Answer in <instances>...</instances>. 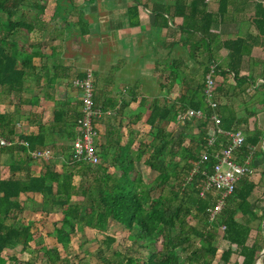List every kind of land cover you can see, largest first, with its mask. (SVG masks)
Returning <instances> with one entry per match:
<instances>
[{
	"label": "trees",
	"instance_id": "16d2710c",
	"mask_svg": "<svg viewBox=\"0 0 264 264\" xmlns=\"http://www.w3.org/2000/svg\"><path fill=\"white\" fill-rule=\"evenodd\" d=\"M230 1L219 0L217 11L212 14L201 12L204 11V0H193L189 8L190 17L185 14V4L179 5L178 13L183 19V27L200 34L210 55L208 48L213 41L210 28L227 13ZM44 9L45 6L36 0H0V95L14 97L17 101L13 115L0 114V135L5 138L17 135L28 144L29 150L47 148L49 143L53 144V141L46 140L48 134H57L60 140L70 144L74 139L75 120L79 116V107L59 101L55 103L50 124H39L37 134H28L26 129L16 130V123L23 118L18 107L25 103V99H22L25 84L42 77L37 74L33 63V58L42 55L39 52L41 44H26L25 39L34 29L32 22L38 20ZM198 14L202 15L199 19ZM27 19L32 21L27 22ZM249 22L255 28L256 36L250 40L239 36L224 40L223 46L230 52L229 62L226 70L216 66L214 73L217 102L215 112L220 118V128L225 132L239 130L251 116L247 110L249 107L245 110L246 115L238 118L230 107L220 105L219 102L224 93L238 97L251 86L252 75L240 74L241 62L253 47L264 52L262 3L255 4L254 14ZM76 29L82 36L87 35L81 14L78 16ZM196 51L198 49H195V53ZM51 56L56 57L54 50ZM208 66L204 67L203 78ZM39 70L44 71L47 83H54L59 77V71L62 72V78L68 72V68L58 64L44 66ZM171 75L175 83L184 84V75L179 67L171 68ZM230 76L232 85L228 82ZM262 77L264 80V75ZM260 99V105L264 109V94ZM37 101L36 98L34 102H29L33 105ZM162 101H153L143 119L150 128L148 135L151 141L148 147L140 145L135 151L132 150L134 132L129 131L130 137L121 144L118 128L108 126L105 140L98 147L100 163L96 166L73 163L68 145V151L63 156L40 162L42 172L33 175L29 169L34 160L29 157L26 148H0V153L7 154L11 159L15 153H22L27 158L12 161L9 165V177L0 178V264H6L1 255L7 250L12 252L9 258L12 264H21L22 261L16 258L13 251L17 247L21 248L20 252L30 251L32 242L41 245L31 252L32 257L40 258L46 264H69L63 253L67 255L74 250L72 238L85 228L106 233L109 221L119 224L128 232L127 241L143 251V256L119 250H113L110 255L105 256L99 248L97 259L100 264H213L218 251L217 232L222 226L225 229L221 232V240L227 246L220 254V262L256 264L264 249V236L260 232L264 210L258 214L256 206L249 200L256 188L250 180L251 174L238 180L221 213L212 222H209L207 216L211 193L205 195V198L199 196L206 176L212 172L216 162L211 153L208 161L186 183L189 171L197 162L199 153L212 132V111L204 101L203 83L191 90H184L173 101L166 98ZM94 102L98 105V98L94 97ZM128 105L129 102L121 101L119 107L114 109L115 104L108 100L107 104H102V108L114 110L115 115L127 118L128 123L141 121L143 116L140 113H126ZM144 106L145 100L141 99L138 107L141 109ZM187 109L202 111L204 118L190 119L183 125L177 124L178 114ZM243 135L244 144L236 152L237 163L244 162L249 153L247 147L250 146L255 148L252 159H264L261 148L264 131L254 126L252 130L246 129ZM225 143V137L220 136L214 150H221ZM146 154L148 155L143 164L157 173L149 184L143 181L142 174L135 167L136 162H140ZM58 158L61 160L58 161ZM57 162L61 163L60 171L57 170ZM75 178H79L78 185L74 184ZM157 190H160L159 195L152 197ZM164 190L168 193L163 194ZM27 194L41 196L45 214L55 211L60 213L61 220L47 234L56 240L59 247L43 246L42 238L36 237V230L33 231V223L25 222L19 216L23 212L19 199ZM238 216L241 221L237 220ZM189 217L197 220L199 226L189 224ZM254 222H258L259 236L251 241V224ZM101 243L106 250H111L115 240L105 236ZM83 253L84 257L92 256L88 252ZM232 257L240 259V262H232ZM261 262L264 264V257ZM28 263L31 262H26ZM77 264L88 263L79 260Z\"/></svg>",
	"mask_w": 264,
	"mask_h": 264
},
{
	"label": "crops",
	"instance_id": "0c3cea01",
	"mask_svg": "<svg viewBox=\"0 0 264 264\" xmlns=\"http://www.w3.org/2000/svg\"><path fill=\"white\" fill-rule=\"evenodd\" d=\"M36 1L43 4L45 9L38 20L32 22L34 29L25 40L26 44H41L39 52L42 55L33 58V63L37 68V74L42 77L39 80L34 78L32 81L26 82L22 97L25 99V103L18 107V112L23 118L16 123L17 131L26 129L28 134H37L39 124H50L56 102H68L70 106L77 104L79 107L74 90L70 85L69 87L67 85L70 84L69 78L74 77L75 73L84 74L86 71H92L96 76L94 97L97 98L96 94L101 96H98L100 100L98 98L96 103L102 106L111 100L115 104L114 109H116L121 101L129 102L126 113H140L143 116L141 120L143 122L153 101L160 103L165 98L173 101L179 93L186 89L191 90L199 84L196 77L202 76L206 65L215 64L226 70L230 52L224 48L223 41L238 36L249 40L255 37L256 30L249 21L254 14L255 4L264 2V0H231L227 13L210 28L213 40L211 47L208 48L211 51L210 55L207 53L206 43L201 40L200 34L186 30L183 27V19L178 13L179 5L184 3L185 14L190 17L189 8L193 0ZM218 2L219 0H204L205 7L201 12L216 13ZM79 14L86 24L87 35L85 36H82L76 29ZM201 16L198 14L197 19ZM30 21L32 20L27 19V22ZM195 49H198L196 53ZM52 50L55 51L56 57L51 56ZM89 58L90 60L92 58L90 65L82 68L83 65L80 61H90ZM53 64L68 68V72L64 74L65 78H62V72L59 71V77L55 79L54 83H47L44 71L39 69L44 66L50 67ZM103 64L107 71L111 72V77H107L108 85L110 84L111 88L100 89L99 86L97 88V75L102 72ZM175 67H179L184 75V84L182 85L172 80L171 68ZM161 70H164V74L166 73L167 76L160 82L157 76L160 75ZM240 74L241 76L252 75L251 86L238 97H231L224 93L219 104L230 107L238 118H243L246 115V108L249 107L247 110L251 116L248 118L247 124H243L241 127L244 126L248 130H252L254 126H257L264 131V109L260 105V97L264 94V80L262 79L264 52L253 47L242 59ZM228 82L232 85L231 76L228 78ZM128 97L129 100L126 99ZM133 97L134 99H132ZM36 98L38 99L37 103L31 105V102H34ZM141 99L145 100V106L139 109ZM16 102L14 97L0 95V114L13 115ZM112 111V118L121 117L115 115L114 110ZM137 122L129 123L130 127L134 128V124ZM143 125L150 129L144 122ZM99 128L103 134L102 139L105 140L104 125L101 123ZM121 132H124L125 135L121 139L126 142L129 138L127 128L122 127ZM51 136L53 135H46L48 142L54 141V139H49L52 138ZM20 154L15 153L11 159L7 154L0 153L1 179L9 177V166H4L3 162L9 161V159L10 163L18 162ZM54 158L57 156L52 154V159ZM252 161L253 165H258L259 162H264V159L256 157ZM38 162L40 163V161ZM39 163L30 166L31 174L39 175L42 172V165ZM21 198L29 200L34 198L41 204V196L38 194L22 195L19 200ZM57 217H59L57 220L59 222L61 215ZM35 230L37 229L33 226V231ZM52 231L53 229L36 236L42 238L43 246L59 247L55 239L47 236ZM84 231L94 233L99 244H102L101 239L105 236L114 238L116 243L118 238L114 234L125 233L126 230L119 224L109 221L106 233H97L89 228H85ZM81 244L78 248H82ZM40 246L32 242L30 251L20 252L21 248L17 247L13 252H20V255L24 254V256L30 257V252L39 249ZM5 252L10 254L12 252L7 250L1 255V258L7 263L3 255ZM23 260L25 261V259Z\"/></svg>",
	"mask_w": 264,
	"mask_h": 264
},
{
	"label": "built area",
	"instance_id": "2783aa9c",
	"mask_svg": "<svg viewBox=\"0 0 264 264\" xmlns=\"http://www.w3.org/2000/svg\"><path fill=\"white\" fill-rule=\"evenodd\" d=\"M264 4V2H263ZM215 64H210L204 75L203 96L206 105L212 111L210 116L212 132L207 143L199 153L197 162L189 171L186 183L198 172L200 166L206 163L210 153L215 159L212 172L206 176L203 186L200 189L199 196L205 198V195L211 193V204L207 208L209 222L221 213L228 198L233 193L238 180L248 174L253 173L252 157L255 148H248V155L244 162L237 163L236 152L243 146L245 137L241 130L225 132L220 128V118L216 114L217 102L215 101ZM71 88L76 93L79 102V116L75 120L74 139L69 144L71 161L77 164L96 166L100 163L98 147L102 144V133L100 131L101 121L113 116V111L103 109L102 106L94 102V75L92 71H86L82 76H76L71 80ZM204 114L200 110L187 109L180 112L177 116V124L183 125L190 119L202 120ZM220 136L225 137L224 147L216 151L214 147ZM24 147L27 149L31 159L44 162L52 158V152L47 148L37 147L33 150L28 149V144L18 137L5 138L0 135V148ZM264 152V138L261 143ZM220 227V231H224Z\"/></svg>",
	"mask_w": 264,
	"mask_h": 264
},
{
	"label": "rangeland",
	"instance_id": "374dc122",
	"mask_svg": "<svg viewBox=\"0 0 264 264\" xmlns=\"http://www.w3.org/2000/svg\"><path fill=\"white\" fill-rule=\"evenodd\" d=\"M90 60V58H89ZM92 61V58L90 61H80L82 62L83 67L85 68L88 66V64ZM90 65V64H89ZM102 72L99 73L97 75V88L99 86V88L101 89H105V87H110L111 85H108L107 82V77H111V72H108L107 69L105 68V64L102 65ZM164 70H161L159 72V76H157V78L159 79V81H163L164 77L167 76V74H164ZM80 74L78 73H75ZM74 75V77L76 76ZM73 77V76H72ZM70 77V78H72ZM73 77V78H74ZM95 73H94V83H95ZM69 78V82L71 83V80ZM197 82L198 83H203V76H197L196 77ZM165 81H167L165 79ZM71 87V84H68L67 86ZM95 87V85H94ZM96 91V90H95ZM102 92V91H99ZM76 94V93H75ZM97 98H99L100 100V94H96ZM100 96V97H98ZM96 97V96H95ZM127 100H129V97L126 98ZM167 99V98H166ZM163 100V99H162ZM170 100V99H167ZM163 101H161L160 103H162ZM100 105V104H98ZM74 107H78V105H74ZM128 119L124 118V117H119V118H105V120L101 121V123L104 125V128L107 132V128L108 126H113L115 128H118L119 132H120V137L122 138V136L124 135V132H121V128L122 127H126L127 128V136H129V131L134 132V135L132 136L134 142L132 145V150H136L140 145L142 146H149V143L151 141V138L149 137L148 133L150 129H147L145 127V125H143V122L139 121L137 122L134 128L130 127V124L128 123ZM247 128L246 127H240V130L242 131V133L245 132ZM19 130V129H18ZM22 130V129H21ZM20 131V130H19ZM52 138H49L51 140L54 139V143L50 144L48 146V149L52 152L53 155L55 156H63L65 151H68L67 146L69 145L66 141H62L60 139H58V135L55 134L53 136H51ZM102 143L104 142V140L102 139L101 141ZM124 143L125 140L121 139V143ZM146 154L145 156L142 157V159L140 160V162H136L135 167L137 169V171H139L142 174V178L143 181L146 184L151 183L154 178L156 177L157 173L151 171L149 168H147L143 162L144 160L147 158ZM20 159L25 160L27 159L26 156L24 154H20ZM58 161H60V158H58ZM38 161H35L32 163L33 165L38 164ZM4 166H9L10 165V159L9 161H5L3 162ZM40 164V163H39ZM258 164V163H257ZM253 169V173L250 176V180L256 185L255 188V192L254 194L250 197V202L252 204H254L253 206H256V210L257 213L260 214L263 212L264 210V162L262 161L261 163L259 162L258 165H253L251 166ZM57 170H61V163L57 162ZM18 176H22V175H18ZM74 184L78 185L79 184V178H75L74 179ZM160 190L155 191L152 194V197H156L157 195H159ZM168 191L164 190L163 194H167ZM21 203L23 205V212L21 214H19V216L24 220V221H32L33 222V226L35 229H37L35 231L36 235H40L41 233H47V231H51L53 229V226L56 224V222H58V218L57 216H60V213H58L57 211L49 213V214H45L43 211V207L42 204H40L38 201H36L34 198H32L31 200L29 199H24L21 198ZM258 206H260L259 208H257ZM264 213V212H263ZM237 220L241 221L240 216L237 217ZM187 221L189 224L194 225V226H199V223L197 222V220L193 219L192 217L187 218ZM36 224V225H35ZM263 224L264 221L261 223L260 226V232L263 235ZM252 228H253V232L251 233V238L250 240L252 241L253 239H255L256 237H258L259 232L257 233V226H258V222H254L251 224ZM218 236H217V241H216V246L218 248L217 251V255L213 261V264H223L220 262L219 257L220 254L222 253V251L226 250V244L224 242H222L221 240V236L222 233L220 230H218L217 232ZM127 235L128 232L125 231L124 232H118L115 233L114 236H117V242L114 243L112 245V249L111 250H106L103 244H99V240L97 239V236L94 235V233L92 232H87V231H83L81 233H78L75 237L72 238V244L74 246V250H72L71 252H69V254L65 255L63 253V257L67 258V260L69 261V264H77L79 262V260H84L85 262H87L88 264H100V262L97 259V253L99 251V248L103 250V254L105 256H108L112 253L113 250H119L120 252H126L129 253L131 255L134 256H143V251L139 250L136 248L135 245H132L129 241H127ZM102 240V239H101ZM82 243V244H81ZM82 245V248H78L79 245ZM49 245V244H48ZM83 252H88L90 253L92 256L91 257H84L83 256ZM31 253V252H30ZM16 255H20L21 253L19 252H15ZM4 258H6L7 263L6 264H12V262L9 260L11 254L9 252H5ZM30 255V254H29ZM33 255V254H32ZM32 255H30V257L28 255L24 256L20 255L19 257L16 256V258L19 260L20 258V262H25L21 264H26V262H31L28 264H46L45 261H43L40 258L37 257H32ZM184 257V256H183ZM25 259V261L23 260ZM232 262L234 261H238L240 262V259H237L236 257H232ZM59 264H65V263H59ZM260 264H262V262L260 261Z\"/></svg>",
	"mask_w": 264,
	"mask_h": 264
},
{
	"label": "water",
	"instance_id": "95a60500",
	"mask_svg": "<svg viewBox=\"0 0 264 264\" xmlns=\"http://www.w3.org/2000/svg\"><path fill=\"white\" fill-rule=\"evenodd\" d=\"M263 235H264V224H263ZM264 257V249L261 251L260 255L258 256L256 260V264H260L261 259Z\"/></svg>",
	"mask_w": 264,
	"mask_h": 264
}]
</instances>
